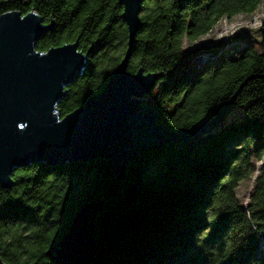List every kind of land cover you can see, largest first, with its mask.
I'll return each mask as SVG.
<instances>
[{
	"label": "trees",
	"instance_id": "trees-1",
	"mask_svg": "<svg viewBox=\"0 0 264 264\" xmlns=\"http://www.w3.org/2000/svg\"><path fill=\"white\" fill-rule=\"evenodd\" d=\"M262 2L144 0L128 69L160 75L152 104L158 123L167 131L199 125L243 85L231 107L240 116L193 145L168 142L140 153L124 178L103 158L16 169L14 185H0V259L54 264L46 250L65 236L83 203L101 198L91 264H264V32L260 49L250 36L236 35L231 39L246 40L240 50L222 46L198 59L184 50L185 39L209 33L224 18L254 15ZM123 9L118 0H0V15L34 10L45 24L55 23L38 50L75 41L85 53L92 48L58 105L62 117L99 93L124 56ZM255 174L245 206L237 189ZM132 186L135 201L127 198Z\"/></svg>",
	"mask_w": 264,
	"mask_h": 264
},
{
	"label": "water",
	"instance_id": "water-1",
	"mask_svg": "<svg viewBox=\"0 0 264 264\" xmlns=\"http://www.w3.org/2000/svg\"><path fill=\"white\" fill-rule=\"evenodd\" d=\"M144 0H118L128 27V47L105 87L78 109L64 117L58 109L88 65L79 42L37 49L38 40L55 23L45 24L32 10L23 15L8 11L0 15V185H14L12 173L32 163L62 164L73 160L107 159L119 178L140 153L175 141L190 145L213 135L242 90L240 85L223 109L199 125L167 131L152 108L160 75L129 71L136 37L143 21ZM154 91L152 102L147 95ZM132 186L127 198L135 201ZM104 207L101 198L81 205L65 236L46 250L54 264H91L99 251L96 220ZM0 264H5L0 259Z\"/></svg>",
	"mask_w": 264,
	"mask_h": 264
},
{
	"label": "rangeland",
	"instance_id": "rangeland-1",
	"mask_svg": "<svg viewBox=\"0 0 264 264\" xmlns=\"http://www.w3.org/2000/svg\"><path fill=\"white\" fill-rule=\"evenodd\" d=\"M262 32H264V0L260 5L259 10L254 15L240 13L231 19L224 18L209 33L195 40L185 39L184 50L187 53L194 55L195 59L202 57V55H207L206 53L215 52L218 47L221 48L222 46L223 49L236 47V49L240 50L242 46L245 45L246 40H232L231 38L235 37L236 35L240 37L250 36L251 41L256 43L257 48L260 49V45L257 43V41L260 40L259 38ZM147 101L149 103L152 102L153 99L148 97ZM240 113V108L231 109L230 114L226 115L223 120L224 124L230 122L234 118H238ZM212 118L213 117L210 119ZM218 128L219 126H216L213 131ZM261 163L262 162H257L258 168ZM255 176L256 174L251 179L243 181L237 189L239 199L245 206L249 201V196L254 186ZM259 253H264V249L263 252Z\"/></svg>",
	"mask_w": 264,
	"mask_h": 264
},
{
	"label": "built area",
	"instance_id": "built-area-1",
	"mask_svg": "<svg viewBox=\"0 0 264 264\" xmlns=\"http://www.w3.org/2000/svg\"><path fill=\"white\" fill-rule=\"evenodd\" d=\"M202 57L204 58V57H206V55H202ZM262 248L264 249V241L262 242Z\"/></svg>",
	"mask_w": 264,
	"mask_h": 264
},
{
	"label": "flooded vegetation",
	"instance_id": "flooded-vegetation-1",
	"mask_svg": "<svg viewBox=\"0 0 264 264\" xmlns=\"http://www.w3.org/2000/svg\"><path fill=\"white\" fill-rule=\"evenodd\" d=\"M67 89V88H66ZM5 264H7V263H5Z\"/></svg>",
	"mask_w": 264,
	"mask_h": 264
}]
</instances>
